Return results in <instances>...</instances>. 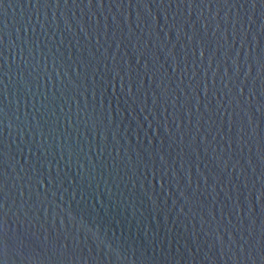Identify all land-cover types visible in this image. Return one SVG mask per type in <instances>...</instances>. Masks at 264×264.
Segmentation results:
<instances>
[{
  "label": "water",
  "instance_id": "water-1",
  "mask_svg": "<svg viewBox=\"0 0 264 264\" xmlns=\"http://www.w3.org/2000/svg\"><path fill=\"white\" fill-rule=\"evenodd\" d=\"M0 264H264V0H0Z\"/></svg>",
  "mask_w": 264,
  "mask_h": 264
}]
</instances>
